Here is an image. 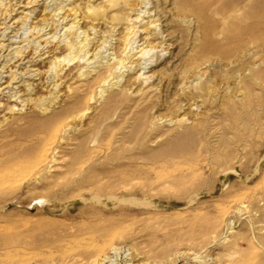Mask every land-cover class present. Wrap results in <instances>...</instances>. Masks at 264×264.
<instances>
[{
    "label": "rangeland",
    "instance_id": "1",
    "mask_svg": "<svg viewBox=\"0 0 264 264\" xmlns=\"http://www.w3.org/2000/svg\"><path fill=\"white\" fill-rule=\"evenodd\" d=\"M0 1V264H264V0Z\"/></svg>",
    "mask_w": 264,
    "mask_h": 264
},
{
    "label": "bare ground",
    "instance_id": "2",
    "mask_svg": "<svg viewBox=\"0 0 264 264\" xmlns=\"http://www.w3.org/2000/svg\"><path fill=\"white\" fill-rule=\"evenodd\" d=\"M0 3H1V1H0ZM14 5V4H13ZM72 8V7H71ZM95 8V7H94ZM12 9V8H11ZM12 10H14V8L12 9ZM57 10V9H56ZM68 10H70V9H68ZM72 10V9H71ZM97 10V9H96ZM70 13V12H69ZM75 14V13H74ZM149 14V13H148ZM76 15V14H75ZM65 19V18H64ZM75 19V18H74ZM148 21V20H147ZM146 21V22H147ZM145 22V23H146ZM154 23V22H153ZM142 24V23H141ZM148 24H149V21H148ZM147 24V25H148ZM146 25V26H147ZM149 25H151V24H149ZM153 25V24H152ZM71 28V27H70ZM78 28V27H77ZM133 28V27H132ZM154 28V27H153ZM131 31V30H130ZM130 35V34H129ZM81 43V45H79V46H76V44L75 43H73V42H69L68 44H66V49L68 50H66L67 52H69L68 53V55L67 56H65L62 60H66L67 58V61L69 62V61H74V63L75 62H78V60H76L75 61V59H76V57H77V55L79 54V53H81V51L83 50V48L85 47V45H86V43L85 42H80ZM142 45V44H141ZM146 45V44H145ZM140 46V45H139ZM132 47V46H131ZM148 48H149V46H148ZM33 49V48H32ZM151 49V48H150ZM147 51H148V49H147V47L146 46H141V47H139V49L134 53V54H132V55H124V58H120V59H117L116 61L119 63V64H123L124 63V61L126 60V59H130L131 60V58L133 57V56H135L136 54H138V56H137V58L138 57H140L141 58V56H144L146 53H147ZM20 52V50L19 49H17L16 51H15V53H19ZM88 53V51H86L85 50V52H84V54L83 55H86ZM62 56V55H61ZM56 58V57H55ZM54 58V59H55ZM61 58V57H60ZM78 58V57H77ZM136 58V57H135ZM57 59V58H56ZM55 59V60H56ZM79 59V58H78ZM61 60V59H60ZM108 60H110L109 58H108ZM138 60V59H137ZM149 59H147V61H148ZM57 61V60H56ZM85 62V61H84ZM96 62V61H95ZM99 62H101V61H99ZM126 62V61H125ZM133 62V61H132ZM52 63H54L53 61H51V64ZM57 63V62H56ZM59 63V62H58ZM57 63V64H58ZM103 63V62H102ZM113 62H109V61H105V65H99L98 64V69H100L99 67H103V68H105L106 69V73H107V77L108 76H112V77H115V78H117L116 77V75L114 76V73H113V71H115V70H113ZM143 64V63H142ZM55 65V64H54ZM60 65V64H59ZM59 65H57V66H59ZM139 65V64H138ZM141 66V65H140ZM145 66V65H144ZM88 67V66H87ZM129 67H130V65H129ZM147 67V66H146ZM146 67H141L142 69H145ZM56 68V67H55ZM82 68H83V66H82ZM81 67H80V70H79V72H78V75L79 76H81V77H87L91 72H92V70H89L88 68V70H84V69H86V68H84V69H82ZM102 68V69H103ZM82 69V70H81ZM102 71V70H101ZM144 71V70H143ZM94 72V74H95V71H93ZM96 73H97V71H96ZM144 72H139L138 73V76H141L142 74H143ZM78 76V77H79ZM111 76L108 78V79H110L111 78ZM88 78V77H87ZM92 78V77H91ZM140 78V77H139ZM144 78H145V80H147V78L148 77H146V76H144ZM104 79V77H102V75L100 74H98V75H96V77L94 78V80H95V83L98 81L99 82V80H103ZM144 80V81H145ZM103 81H105V80H103ZM97 82V83H98ZM88 84V83H87ZM99 85V84H98ZM90 86V85H89ZM98 87V86H97ZM102 87H103V85H102ZM99 88V89H98ZM96 90L99 92V94H102L103 92H104V90L101 88V87H98ZM15 95V94H14ZM91 98V97H90ZM6 119V118H5ZM50 150V146L48 145H46V147H44V148H42V150L40 151L41 153L40 154H38L39 156L37 157V158H35L36 160L34 161V166L33 167H35V166H40L41 164H43V163H46V161L48 160V151ZM38 168V167H37ZM31 170V169H30ZM15 262V261H14Z\"/></svg>",
    "mask_w": 264,
    "mask_h": 264
}]
</instances>
